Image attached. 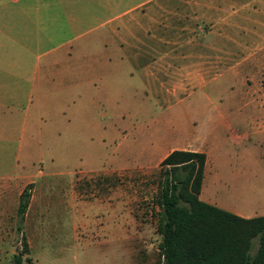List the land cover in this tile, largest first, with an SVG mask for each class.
<instances>
[{"label":"rangeland","instance_id":"1","mask_svg":"<svg viewBox=\"0 0 264 264\" xmlns=\"http://www.w3.org/2000/svg\"><path fill=\"white\" fill-rule=\"evenodd\" d=\"M54 1L0 4L4 17L21 26L37 12L59 16L44 20L49 35L23 33L9 42L13 53L20 45L26 64L20 86H30L32 64L45 50L50 72L30 98L26 121L27 98H4L0 264L12 263L20 250L29 257L23 264H161L160 161L172 147L201 148L203 135L220 171L235 174L247 189L226 191L208 172L209 197L264 204V126L249 140L226 139L225 127L214 128L223 109L232 122L242 119L233 129L256 130L250 115L235 112L264 106V62L238 66V54L249 52L209 35L210 27L222 25L205 18L192 0ZM208 42L227 50L204 51ZM86 53L98 60L83 62ZM107 53L115 60L107 62ZM206 56L226 62H202ZM196 70L203 72L199 80L191 76ZM27 184L30 197L20 219L17 205Z\"/></svg>","mask_w":264,"mask_h":264},{"label":"crops","instance_id":"2","mask_svg":"<svg viewBox=\"0 0 264 264\" xmlns=\"http://www.w3.org/2000/svg\"><path fill=\"white\" fill-rule=\"evenodd\" d=\"M38 1V0H37ZM60 0L54 1V3H58ZM109 1V0H106ZM196 3L201 11L202 15L211 20L217 21V23L222 27L216 29L214 27H210L208 30L209 35H218L223 36L225 41H230L234 45L235 51H247L249 55L244 56L238 54V58H235L234 62H239L238 66L242 65V62H264V0H192ZM3 3V0H0V4ZM46 2H44L45 4ZM48 4V3H46ZM50 6V4H48ZM47 5V6H48ZM58 14H51L50 12H37L33 15H27L26 19L30 23L23 24L21 26L19 20L13 16L4 17L3 12L0 10V144L3 140V106H4V98H12L13 100H17L20 96L27 98V103L24 107V115L25 121L27 116L29 115L30 110V98L33 93L41 92V88H44V82L49 78V69H50V61L45 56L47 55V50L42 51L37 54L36 62L32 64V74H31V82L28 88H24L19 85L20 79L26 78L23 75V68L26 66L23 56H20V45L17 46V53H13V46L9 44L12 40H15V36L18 34H36V35H49L50 30L45 24V19L57 18ZM5 18V20H4ZM9 18V21H7ZM215 24V22H214ZM213 24V25H214ZM223 28V29H222ZM115 32V28L112 29ZM243 34L241 35V33ZM14 36V37H13ZM136 39V36L134 37ZM202 48L205 51L209 49V51H225L226 46L224 44H217L216 42H208L202 44ZM22 50H29V47L22 46ZM136 48L140 49V45L136 44ZM115 50H120L121 46H116ZM78 50L80 51V47L78 46ZM5 52V53H4ZM9 52V53H8ZM68 56L70 57V52H68ZM4 55L5 60H4ZM83 62H91L94 60H98V58H93V56L86 54H82ZM241 56V57H240ZM40 58H44L41 60ZM116 55L107 53L106 61L111 62L115 60ZM120 60L123 58L118 57ZM225 58L219 57L218 60L212 59L211 56L205 57L202 62H226ZM236 66V65H235ZM5 73V74H4ZM192 77H196L198 80L203 77L196 70L193 71ZM36 89V90H35ZM236 115H250L251 119L257 123V128L254 132L250 134V131H239L233 129V123L231 118L228 116V113L223 109H218L217 117L215 119L214 128L225 127L224 128V136L225 138H230L232 140H243L251 137L253 133L262 132L261 127L264 126V106L259 105H250L249 107H243L235 112ZM239 120L237 119L234 123L238 124ZM212 122V118L209 120ZM260 123V126H259ZM203 141V145L201 148H190L187 146L183 147H175V148H189L205 151L207 158L204 166V176L201 184V189L199 193V197L211 204L217 205L221 208L234 212L238 215L244 217H251L256 215L264 214V204H251V205H240L232 200L223 201V199H211L209 195H213L211 193H206L205 191V183L208 177V172H213L212 179L215 178L217 184L222 186L226 191H230L233 193H243L247 194V189L244 190V185L239 184V181L235 180L233 175L225 174L220 171L217 167V162L212 158V155L209 152V144L206 142V136H200ZM174 147L166 151L162 157H164L170 150ZM258 162L259 159L255 157H248V162ZM263 161V160H261ZM264 162V161H263ZM240 190V192H239ZM206 195L208 197H204ZM209 198V199H208Z\"/></svg>","mask_w":264,"mask_h":264},{"label":"trees","instance_id":"3","mask_svg":"<svg viewBox=\"0 0 264 264\" xmlns=\"http://www.w3.org/2000/svg\"><path fill=\"white\" fill-rule=\"evenodd\" d=\"M206 158L205 151L174 148L160 161L156 202L161 264H264V214L244 217L199 197ZM29 197L27 184L19 195L20 219ZM23 246L28 249L25 239ZM24 260L29 257L20 250L10 264Z\"/></svg>","mask_w":264,"mask_h":264}]
</instances>
